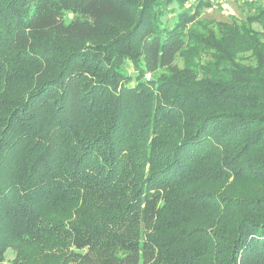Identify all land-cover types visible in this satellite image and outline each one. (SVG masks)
Returning a JSON list of instances; mask_svg holds the SVG:
<instances>
[{"label": "trees", "instance_id": "1", "mask_svg": "<svg viewBox=\"0 0 264 264\" xmlns=\"http://www.w3.org/2000/svg\"><path fill=\"white\" fill-rule=\"evenodd\" d=\"M210 1L0 0V264H264V7Z\"/></svg>", "mask_w": 264, "mask_h": 264}, {"label": "rangeland", "instance_id": "2", "mask_svg": "<svg viewBox=\"0 0 264 264\" xmlns=\"http://www.w3.org/2000/svg\"><path fill=\"white\" fill-rule=\"evenodd\" d=\"M194 2L195 0H189L187 5L191 7ZM210 2V6H206L199 12L196 17V23L187 25V29L194 27L196 30L203 32L206 25L208 27H212V29L216 28L213 26L221 25L222 28L225 29L237 23L236 20L238 22H243L246 14L256 11L258 7H264V0H211ZM173 7H175V5ZM172 15L173 13L167 14L163 20H168L167 22L169 24ZM231 18H234V20ZM251 26L254 30L262 31L261 26L256 23L251 24ZM204 54L201 55L202 60H205ZM178 63L181 64L182 59H179ZM127 73H129L133 78H136V73L132 72L131 70L128 69ZM158 73L159 72L154 74L146 73L139 79H150L151 77L156 76ZM131 84H133V82ZM8 256H10V254Z\"/></svg>", "mask_w": 264, "mask_h": 264}]
</instances>
